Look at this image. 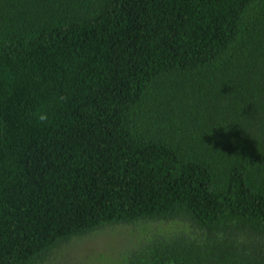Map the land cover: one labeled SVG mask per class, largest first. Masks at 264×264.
Listing matches in <instances>:
<instances>
[{
    "label": "trees",
    "instance_id": "16d2710c",
    "mask_svg": "<svg viewBox=\"0 0 264 264\" xmlns=\"http://www.w3.org/2000/svg\"><path fill=\"white\" fill-rule=\"evenodd\" d=\"M0 264H264V0H0Z\"/></svg>",
    "mask_w": 264,
    "mask_h": 264
},
{
    "label": "rangeland",
    "instance_id": "374dc122",
    "mask_svg": "<svg viewBox=\"0 0 264 264\" xmlns=\"http://www.w3.org/2000/svg\"><path fill=\"white\" fill-rule=\"evenodd\" d=\"M119 243H120V242H119ZM91 244H92L93 246H95L96 249H100V248H104V247L106 246L107 242L104 243V242L92 241ZM84 247H85V246H84Z\"/></svg>",
    "mask_w": 264,
    "mask_h": 264
},
{
    "label": "clouds",
    "instance_id": "9594fccd",
    "mask_svg": "<svg viewBox=\"0 0 264 264\" xmlns=\"http://www.w3.org/2000/svg\"><path fill=\"white\" fill-rule=\"evenodd\" d=\"M40 119L43 121V120H45V119H46V117H44V116H41V117H40Z\"/></svg>",
    "mask_w": 264,
    "mask_h": 264
}]
</instances>
